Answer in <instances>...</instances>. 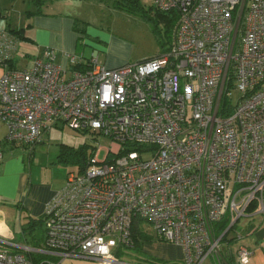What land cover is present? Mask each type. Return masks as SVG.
I'll use <instances>...</instances> for the list:
<instances>
[{
	"label": "built area",
	"instance_id": "obj_1",
	"mask_svg": "<svg viewBox=\"0 0 264 264\" xmlns=\"http://www.w3.org/2000/svg\"><path fill=\"white\" fill-rule=\"evenodd\" d=\"M151 1L176 14L169 47L113 68L97 49L87 69H75L83 53L67 54L66 68L53 47L19 67L18 38L0 27L7 142L32 154L59 125L112 141L104 159L99 147L84 170L67 173L47 206L43 244L0 237L11 247L0 248V264H34L30 253L46 264H133L112 249L134 246V224L148 232L142 221L156 239L182 246L183 264L210 256L226 264L225 233L241 217L264 213V0ZM232 88L241 92L236 103ZM227 212L230 225L220 232ZM252 252L239 248L237 264Z\"/></svg>",
	"mask_w": 264,
	"mask_h": 264
},
{
	"label": "crops",
	"instance_id": "obj_2",
	"mask_svg": "<svg viewBox=\"0 0 264 264\" xmlns=\"http://www.w3.org/2000/svg\"><path fill=\"white\" fill-rule=\"evenodd\" d=\"M85 1L95 0H53L52 3L44 0L45 3L40 11L35 13L31 19L33 27L26 31L25 35L30 40L20 41L18 39L20 54L37 55L44 48L53 47L57 50L58 62L66 68H71L67 54H78L79 46L84 45L85 42L96 49L97 47L108 49L106 46L101 48L96 45L95 47L97 44L95 39L101 36L102 39L105 38L112 43L114 37L104 35V33L101 35V30L90 26L86 32L75 29L76 20L82 19L79 14L71 10V6ZM9 25L8 18L0 11V27L8 29ZM109 59V63L105 65L110 68L122 66L126 62L112 55ZM88 60L89 58L85 57L81 64L87 66L86 61ZM18 62L19 59L16 63ZM3 73L4 68L0 65V77ZM7 131L6 124L0 119V237L16 244H28V241L24 239L23 225L30 219L41 218L45 215L49 202L64 185L68 172L64 168L65 164L60 163L57 158L44 161L33 157L32 160L27 161L28 151L7 142ZM49 132L39 143L40 145L45 143ZM38 147L37 145L35 149ZM244 217H246V226L240 230L241 234L237 232L236 237L239 238L234 237L230 242H223V261L226 262L228 257L235 261L237 250L245 246L253 251L248 264H264V213L254 211ZM35 232L38 236H42L41 241L44 242L43 228H38ZM27 238L31 239L29 236ZM141 247V253L138 255L140 259H130L129 263L183 264L184 251L178 244L152 240L141 242ZM13 248L19 251L18 247L13 246ZM78 259L66 258L60 264H101L99 261L89 262L82 258ZM203 264H219V259L210 256Z\"/></svg>",
	"mask_w": 264,
	"mask_h": 264
},
{
	"label": "rangeland",
	"instance_id": "obj_3",
	"mask_svg": "<svg viewBox=\"0 0 264 264\" xmlns=\"http://www.w3.org/2000/svg\"><path fill=\"white\" fill-rule=\"evenodd\" d=\"M1 1L2 0H0V11H2L6 18H8L11 27L23 28L25 30V34L28 29L33 27L31 21L33 15L39 12L45 3L44 0H4V3H1ZM140 1L148 7H150L152 3L151 0ZM52 2L53 0H49V3ZM240 7L241 6L239 5L238 10H240ZM71 10L80 15L82 20H80L81 22L79 27L81 29L84 30L86 28L87 30V28L90 26L92 28L101 30V35L104 33V35L107 34L111 37H114V42L112 43L110 41L109 43L105 38L102 39L101 36H98L97 39H95L97 41L95 47H108V49L105 47L99 49L97 47V50L100 52L99 59H101L102 63L104 64L107 62L109 63V58L111 55L119 59H124L126 61L125 64L147 59L164 51L170 45V43L166 44L168 45L166 48L161 45L160 37L154 30V24L152 21L146 19L139 13H133L127 9L117 7L114 4V0L85 1L71 6ZM155 11L156 10L153 9V13ZM160 28L164 35L165 26L163 23L160 24ZM172 33L173 32H171L170 39H172ZM95 49L96 48L91 46V44H86L85 42L84 45L79 46L78 54L83 53L84 57L91 58ZM32 57H34V55L28 56L21 53L18 56V66H24L29 62V60H31ZM240 95V91L233 89V102L236 103ZM63 145L77 149L84 145H91V150L94 149L93 146L95 147V150L99 147H102L99 153V159H104L106 155L105 149L112 146V141L105 135H98L90 131L82 133L76 129L70 128L69 126L59 125L58 127H54L50 130L49 134L46 136L45 143L41 145L38 144L39 147L35 149L32 154L27 152L26 160H32L33 157L38 159L40 158L44 161L50 158L58 159L61 147ZM39 153H41L40 156ZM151 156V153L144 154L145 158H149ZM64 168L66 172L78 170L77 165L73 163L65 164ZM232 190L233 186H230L228 189V195H231ZM226 216L229 217L228 212L226 213ZM245 222L246 217H241L235 228H232L228 231V239L224 238L223 241L229 242V239L236 237L237 232L240 233V230L244 229L246 226ZM141 228L148 229V232L145 233H150L152 240L160 242L158 238L156 239L153 228L147 221H142ZM135 229H137L136 224H134V230ZM145 242H151V240L148 239ZM0 248L8 249L11 247L8 244L0 242ZM141 248V245L139 246L135 241L134 246L123 247L117 252L114 249L112 250L118 259L129 262V260L133 258L140 259L138 255L141 253ZM82 259L88 260L89 262L98 261L91 258Z\"/></svg>",
	"mask_w": 264,
	"mask_h": 264
},
{
	"label": "trees",
	"instance_id": "obj_4",
	"mask_svg": "<svg viewBox=\"0 0 264 264\" xmlns=\"http://www.w3.org/2000/svg\"><path fill=\"white\" fill-rule=\"evenodd\" d=\"M114 4L117 7L120 8H124L127 9L128 11H131L133 13H139L141 14L143 17H145L146 19L152 21V23L154 24V30L158 33L159 37H160V42L161 45L166 48L168 45V43L171 42V32L173 29V26L175 24L176 21V14L174 11L172 12H160V11H155L153 13V7L150 6H145L140 0H114ZM76 25H75V29L77 31L86 32V29H81L79 27V23L81 21L76 20ZM163 23L165 26V34L163 35L162 30L160 28V24ZM8 30L15 36L17 37L20 41H29L30 38L27 37L24 33V29L23 28H12L10 25L8 27ZM82 30V31H81ZM15 64V63H13ZM88 67L79 63L75 66V69H79V70H85ZM228 99L227 96H224L222 99L223 103H228ZM94 149L91 150V145H84L80 148H74V147H68V146H62L60 153H59V158L58 161L60 163H73L75 165H77V167L79 168V170H84L86 168V166L89 163V159L90 157L93 155V153L95 152V147L93 146ZM256 209V205L252 204L249 208L250 211H254ZM239 220H237L231 227L235 228L237 222ZM44 222H45V217H41V218H34V219H30L26 224L23 225L22 230H23V235H24V239H26L28 242V244L35 246V247H39L41 246V244H43L42 240V236H38V233H36L35 231L38 228H43L44 230ZM231 222V218L228 216H225L218 224H217V229L220 232H223L229 225ZM229 229V230H230ZM228 230V231H229ZM228 231L225 233L224 238H227V234ZM45 232V230H44ZM133 234L135 237V241L138 243V245H141V242H145L146 240H151L152 241V237L147 235L146 233L141 232L138 228L134 230L133 228ZM31 237V239L29 240V238L27 237ZM223 238V239H224ZM228 239V238H227ZM139 241V242H138ZM232 241L229 240V242ZM30 258L33 260L34 264H46L45 262H43L45 260V256L43 254H35V253H30L29 254ZM227 259V258H226ZM226 264H237L236 260L232 261L231 257H228V259L226 260Z\"/></svg>",
	"mask_w": 264,
	"mask_h": 264
}]
</instances>
